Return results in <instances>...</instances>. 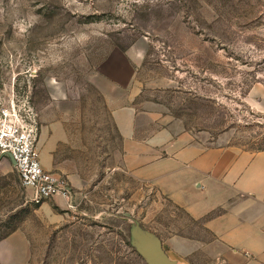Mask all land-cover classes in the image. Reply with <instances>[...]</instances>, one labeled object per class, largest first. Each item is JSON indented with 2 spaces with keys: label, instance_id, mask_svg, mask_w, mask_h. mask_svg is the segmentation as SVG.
<instances>
[{
  "label": "rangeland",
  "instance_id": "obj_1",
  "mask_svg": "<svg viewBox=\"0 0 264 264\" xmlns=\"http://www.w3.org/2000/svg\"><path fill=\"white\" fill-rule=\"evenodd\" d=\"M115 49L140 60V101L264 150V0H0V107L35 113L40 162L53 155L75 203L32 202L0 158V264H147L148 233L176 264H224L196 249L213 239L202 220L124 169L98 75Z\"/></svg>",
  "mask_w": 264,
  "mask_h": 264
},
{
  "label": "crops",
  "instance_id": "obj_2",
  "mask_svg": "<svg viewBox=\"0 0 264 264\" xmlns=\"http://www.w3.org/2000/svg\"><path fill=\"white\" fill-rule=\"evenodd\" d=\"M139 63L115 49L98 67L102 84L118 94L112 118L124 169L203 221L213 239L196 241V249L224 264H264V150H243L225 136L188 129L158 101H140ZM56 142L53 136L50 148ZM44 168L56 171L52 154Z\"/></svg>",
  "mask_w": 264,
  "mask_h": 264
},
{
  "label": "built area",
  "instance_id": "obj_3",
  "mask_svg": "<svg viewBox=\"0 0 264 264\" xmlns=\"http://www.w3.org/2000/svg\"><path fill=\"white\" fill-rule=\"evenodd\" d=\"M35 116L33 111L15 105L0 107V158L14 159L22 185L31 190L32 202L60 196L68 208H74V190L68 179L40 162Z\"/></svg>",
  "mask_w": 264,
  "mask_h": 264
},
{
  "label": "water",
  "instance_id": "obj_4",
  "mask_svg": "<svg viewBox=\"0 0 264 264\" xmlns=\"http://www.w3.org/2000/svg\"><path fill=\"white\" fill-rule=\"evenodd\" d=\"M11 159L14 163V159ZM138 251L147 264H176V261L172 260L164 250L160 238L154 234H145L144 237L140 239Z\"/></svg>",
  "mask_w": 264,
  "mask_h": 264
},
{
  "label": "trees",
  "instance_id": "obj_5",
  "mask_svg": "<svg viewBox=\"0 0 264 264\" xmlns=\"http://www.w3.org/2000/svg\"><path fill=\"white\" fill-rule=\"evenodd\" d=\"M192 219H194L196 222L198 221L197 219H195V218H193V217H191Z\"/></svg>",
  "mask_w": 264,
  "mask_h": 264
}]
</instances>
